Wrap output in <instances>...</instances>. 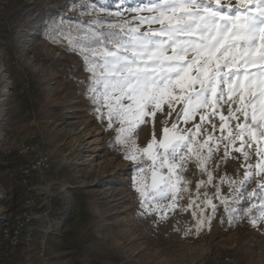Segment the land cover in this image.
I'll return each instance as SVG.
<instances>
[{
  "label": "rangeland",
  "instance_id": "obj_1",
  "mask_svg": "<svg viewBox=\"0 0 264 264\" xmlns=\"http://www.w3.org/2000/svg\"><path fill=\"white\" fill-rule=\"evenodd\" d=\"M0 3V159L29 150L0 183L1 264H264V224L254 228L247 217L222 223V206L211 229L198 236H185L195 227L191 207L177 208L159 224L157 216L142 215L132 179L139 165L113 144L117 131L98 117L87 91L86 61L65 38L76 21L92 16L80 14V5L70 9L73 0ZM163 118L157 113V139ZM174 120L175 113L169 125ZM152 127L137 130L140 148L151 141ZM243 171L239 159H229L214 173L215 183L225 172L240 177ZM183 176L193 196L198 182L207 180L194 164ZM215 191L200 189L210 196ZM222 192L228 194L226 184ZM188 204L185 193L180 205ZM4 229L20 232L17 247L9 249Z\"/></svg>",
  "mask_w": 264,
  "mask_h": 264
},
{
  "label": "snow or ice",
  "instance_id": "obj_2",
  "mask_svg": "<svg viewBox=\"0 0 264 264\" xmlns=\"http://www.w3.org/2000/svg\"><path fill=\"white\" fill-rule=\"evenodd\" d=\"M75 5L93 18L76 21L65 38L86 61L87 91L98 117L117 131L113 144L139 165L132 179L142 215L159 224L191 207L195 227L185 236L210 230L221 206L222 223L264 224V0H73L69 8ZM146 123L152 139L140 148L136 134ZM229 159L240 160L243 175L225 172L215 183ZM190 164L207 176L194 196L183 176ZM208 186L216 189L211 196L200 192Z\"/></svg>",
  "mask_w": 264,
  "mask_h": 264
},
{
  "label": "trees",
  "instance_id": "obj_3",
  "mask_svg": "<svg viewBox=\"0 0 264 264\" xmlns=\"http://www.w3.org/2000/svg\"><path fill=\"white\" fill-rule=\"evenodd\" d=\"M85 2V1H84ZM1 5V3H0ZM2 29L0 27V38H3V33H2ZM25 160V157H23L22 155H20L18 152H14L10 159L7 161L1 160L0 159V183L3 184L4 183V178L7 177V171L13 173L14 171H17V166L18 164L21 162H23ZM6 186V185H5ZM14 192H17L16 190H14ZM17 194V193H16ZM19 196L17 195V198ZM8 244V243H7ZM9 246V244H8ZM9 249H12L11 247H9ZM2 263L1 261V257H0V264Z\"/></svg>",
  "mask_w": 264,
  "mask_h": 264
},
{
  "label": "built area",
  "instance_id": "obj_4",
  "mask_svg": "<svg viewBox=\"0 0 264 264\" xmlns=\"http://www.w3.org/2000/svg\"><path fill=\"white\" fill-rule=\"evenodd\" d=\"M28 151H29L28 148L20 149L18 153L23 156V154H26ZM1 236L9 244V247L11 248L17 247L18 243L21 240V234L19 231H11V230L4 229L1 231Z\"/></svg>",
  "mask_w": 264,
  "mask_h": 264
}]
</instances>
